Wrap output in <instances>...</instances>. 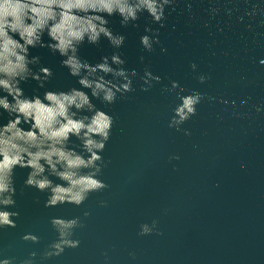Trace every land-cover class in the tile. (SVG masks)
I'll return each instance as SVG.
<instances>
[{
	"label": "water",
	"instance_id": "obj_1",
	"mask_svg": "<svg viewBox=\"0 0 264 264\" xmlns=\"http://www.w3.org/2000/svg\"><path fill=\"white\" fill-rule=\"evenodd\" d=\"M210 3L194 0L189 13L180 0L160 29V46L166 53L160 52V46L150 54L140 47L139 38L150 23L147 14L135 28H122L118 16L110 18L112 30L126 36L121 49L126 67L142 75L139 57L143 55L162 83L142 92L137 78L135 91L113 105L93 100L115 119L102 154L110 163L100 178L109 187L90 195L81 208H45V194L24 188L28 170H15L20 219L16 229L0 231V247L12 245L8 255L20 261L29 251H42L55 240L51 217L80 216L85 225L75 234L80 247L67 249L45 264H105L103 251L109 255L107 264H264V112L257 113L253 107L264 103V66L259 65L264 58V24L259 22L264 17H245L238 23L236 17L257 0L248 5L238 0L231 19L223 9L233 3L216 0L212 6L221 8V13L212 19ZM111 51L107 40H102L98 46L83 45L80 55L95 63ZM32 54L52 69L50 87H79L60 66L58 56L44 49ZM193 62L198 66L195 73L190 68ZM199 74L209 79L200 84ZM170 80L179 81L186 90L216 97L212 103L205 98L197 115L182 126L190 136L168 127L178 102L174 94L161 91ZM23 87L31 96L36 84L29 81ZM222 99L236 104L225 106L219 102ZM242 99L248 104L241 105ZM173 155L180 159L170 162ZM100 201H106L107 207H100ZM84 211L90 213L86 219ZM154 219L163 235L140 236L139 226ZM25 231L39 235L40 244L20 241ZM129 252H135V259Z\"/></svg>",
	"mask_w": 264,
	"mask_h": 264
},
{
	"label": "clouds",
	"instance_id": "obj_2",
	"mask_svg": "<svg viewBox=\"0 0 264 264\" xmlns=\"http://www.w3.org/2000/svg\"><path fill=\"white\" fill-rule=\"evenodd\" d=\"M180 0H0V231L16 229L20 219L17 205L15 170L27 169L24 188H32L45 194V208L70 205L81 208L93 193L108 189L109 185L100 177L108 163L104 150L111 139L115 119L110 112L97 108L93 100L105 106L113 105L118 98L135 91L134 82L139 79L140 91L148 92L162 83V77L154 74L145 63V56L139 57L144 65L142 75L135 68L126 67L121 49L126 36L114 32L109 26L110 18L119 17L122 28L138 27L141 16L147 14L150 23L144 27L139 44L145 53H153L161 45L160 29L166 26L168 17L176 11ZM194 0H183L191 13ZM203 2V0H201ZM208 13L212 19L221 13V8L212 6ZM233 7L225 6L223 14L231 19ZM245 5L251 0H244ZM264 0H257L237 22L245 17H264ZM238 10V9H237ZM259 23L264 24V20ZM158 25V27H152ZM208 27V23H204ZM252 28V24L248 25ZM222 31V29H221ZM107 40L112 51L101 55L95 63L82 58L83 45L98 46ZM44 49L60 58V66L67 70L79 87L67 90L50 87L53 71L41 62L33 50ZM160 52L167 49L160 46ZM264 66V58L259 59ZM192 72L197 64L191 63ZM209 77L199 74L197 80L204 84ZM29 81L36 84L31 96L26 95L23 85ZM170 86L162 87L165 94H174L178 102L172 109L168 127L185 136L191 132L182 126L197 115L198 106L206 98L209 103L216 97L207 96L196 90H186L179 81L170 80ZM41 90L42 94H41ZM221 104L234 107L236 102L222 99ZM241 105L248 100L242 99ZM257 113L264 112V103L254 105ZM5 113L7 122L4 123ZM237 115H239L237 113ZM79 141L78 144L74 143ZM79 149V150H77ZM179 155L169 161L179 160ZM245 166L242 164L241 168ZM55 178V180L53 179ZM60 181L57 183L56 181ZM23 195V190L19 193ZM107 207L106 201L99 202ZM86 219L90 213H82ZM56 239L42 251L31 250L18 261L0 247V264H45L61 257L67 249L75 250L81 241L75 238L76 230L85 225L80 216L49 219ZM158 230V221L139 226V235L148 236ZM26 245H39L41 238L33 231H25L19 237ZM105 264L109 260L107 251L101 252ZM135 259V252H129Z\"/></svg>",
	"mask_w": 264,
	"mask_h": 264
}]
</instances>
